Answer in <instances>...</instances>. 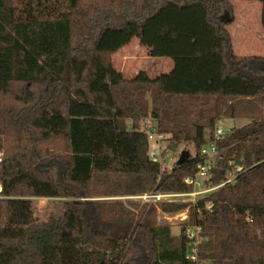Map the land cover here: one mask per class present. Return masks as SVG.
<instances>
[{
	"label": "trees",
	"instance_id": "obj_1",
	"mask_svg": "<svg viewBox=\"0 0 264 264\" xmlns=\"http://www.w3.org/2000/svg\"><path fill=\"white\" fill-rule=\"evenodd\" d=\"M169 4L205 7L223 42L222 76L252 81L255 95L161 88L150 102L152 81L111 79L112 51L100 47L105 30L133 23L143 34ZM234 12L232 0H0V242L1 197L70 198L63 219L12 242L34 240L36 257L42 234L76 212L83 230L61 237L60 264H194L188 225L201 227L197 264H264V56L234 51ZM150 116L161 134L193 140L196 153L164 168L150 153ZM240 117L249 121L216 135L220 120ZM213 141L222 158L203 177L207 187L238 165L250 168L191 204L180 233L153 222L155 205L121 198L190 191L186 178ZM159 204L172 212L189 203Z\"/></svg>",
	"mask_w": 264,
	"mask_h": 264
},
{
	"label": "rangeland",
	"instance_id": "obj_2",
	"mask_svg": "<svg viewBox=\"0 0 264 264\" xmlns=\"http://www.w3.org/2000/svg\"><path fill=\"white\" fill-rule=\"evenodd\" d=\"M235 4L234 19L228 25L234 51L240 55L264 56V0H232ZM230 17L229 13L225 14ZM100 47L112 51L111 79H147L152 81L148 99L159 90L175 91H214L224 88L246 96H253L258 88L255 83L242 77H223L225 54L223 42L207 18L205 7L194 4L178 7L169 4L147 22L145 31L140 34L136 25L131 23L121 29H106L100 41ZM131 121V120H129ZM249 121L246 117L223 118L217 126L227 134L234 126ZM143 126L150 135V153L167 169H172L177 160L196 153L193 140L177 141L158 130L157 120L152 116L143 120ZM216 133V132H215ZM2 152L0 151V160ZM209 171L196 175L192 185L194 195L173 200L189 203L179 211H165L159 204L164 200H146L138 195L121 197L125 201H142L155 205L156 210L150 217L156 223H170L173 232H181L183 214L190 215L191 204L207 195L203 177ZM3 202L2 234L5 241L0 242V264H58L55 248L65 234L80 233L83 230V218L72 213L67 220L55 227L48 228L42 234L40 247L34 256V240L26 243H14L13 240L29 239L33 227L43 221H59L69 209L70 198H32L1 197ZM118 198V197H117ZM60 256V254H59ZM43 259L45 261H43Z\"/></svg>",
	"mask_w": 264,
	"mask_h": 264
},
{
	"label": "built area",
	"instance_id": "obj_3",
	"mask_svg": "<svg viewBox=\"0 0 264 264\" xmlns=\"http://www.w3.org/2000/svg\"><path fill=\"white\" fill-rule=\"evenodd\" d=\"M221 121V120H220ZM218 124V123H217ZM225 133V129L221 126H216V135L220 136ZM158 151H153L152 155L154 159L158 158L155 156ZM222 158V151L216 141L210 142L208 144H205L201 149V157L197 163L198 171L197 174L206 173L211 168L216 166L220 159ZM250 167L244 168L242 165H238L237 167L229 170L227 178L220 184L210 187L207 190H213L214 188H217L221 185L232 183L237 180L238 177H240L243 173H245L247 170H249ZM196 174V175H197ZM196 179V176L192 177L189 176L186 178V181L189 183H194ZM198 192H192L190 191H152V192H146L143 194L138 195L141 198H144L146 200H164V199H170L173 200L174 198H179L187 195H194ZM43 199L47 200L46 197H42ZM198 200V199H197ZM197 200L194 201V203L197 202ZM206 207L210 208L212 207V202L208 201L206 203ZM183 220L187 221L189 218L188 214H183ZM183 221V222H184ZM200 232L201 227L196 225H188L186 228V234L190 238L189 242V249L187 252V257L194 261V264H197L200 260L199 250H198V243L200 241Z\"/></svg>",
	"mask_w": 264,
	"mask_h": 264
},
{
	"label": "crops",
	"instance_id": "obj_4",
	"mask_svg": "<svg viewBox=\"0 0 264 264\" xmlns=\"http://www.w3.org/2000/svg\"><path fill=\"white\" fill-rule=\"evenodd\" d=\"M7 197H10V196H7ZM29 197H31V196H29ZM125 197H127V196H125ZM32 198H42V197H32ZM47 199H49V198H47ZM2 218H3V213H2ZM55 252H56V254H58V253L60 254V240H59L58 244H56ZM59 254L56 256V260L58 259V264H60V256H59ZM37 260H39V257H38ZM43 261H45V260L43 259Z\"/></svg>",
	"mask_w": 264,
	"mask_h": 264
},
{
	"label": "water",
	"instance_id": "obj_5",
	"mask_svg": "<svg viewBox=\"0 0 264 264\" xmlns=\"http://www.w3.org/2000/svg\"><path fill=\"white\" fill-rule=\"evenodd\" d=\"M180 160H182V158Z\"/></svg>",
	"mask_w": 264,
	"mask_h": 264
}]
</instances>
